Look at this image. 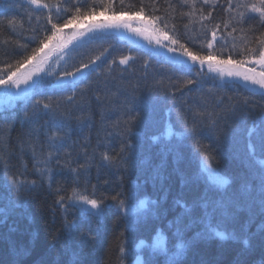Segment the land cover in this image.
Returning a JSON list of instances; mask_svg holds the SVG:
<instances>
[{
	"label": "trees",
	"instance_id": "16d2710c",
	"mask_svg": "<svg viewBox=\"0 0 264 264\" xmlns=\"http://www.w3.org/2000/svg\"><path fill=\"white\" fill-rule=\"evenodd\" d=\"M39 3L46 5L43 10L28 0H0V76L4 79L16 71L18 60L51 35L52 23L61 29L70 24L67 20L97 15L141 18L178 39L193 54L212 52L215 60L228 58L230 52L235 60H247L249 55L255 59L262 47L256 38L264 39L259 18L242 25L239 13L244 9L226 11L228 0H215V4L211 0L207 4L204 0ZM88 37L85 47L68 50L72 55L68 65L57 72L42 71L35 86L40 93L35 99L51 102L55 111L51 130L63 124L61 131L67 133L52 160L51 187L47 180L41 184L28 146L37 136L41 144L47 139L45 125L50 115L43 111L33 115L35 99H26L33 89L23 97L11 99L2 94L0 98V207L15 199L9 179L36 182L33 191L23 194L20 206L6 215L0 213V264H132L138 242H150L158 231L166 238V252L156 251L152 264H169L170 258L174 264H264V211L257 162L264 160L260 150L264 123L259 119L264 114V95L236 82L220 83L195 68L178 72L168 59L115 35ZM208 41L213 42L212 49L207 47ZM248 48L253 49L251 54ZM125 57L130 59L120 64ZM78 68L87 71L74 81L60 76ZM189 79L194 83L187 84ZM166 123L175 133L170 138L165 136ZM185 125L195 129L186 138L179 135ZM252 127H256L251 137L254 157L247 151V133ZM198 148L213 157V165L228 180L226 185H212L201 174ZM105 154L117 161L131 155V162L110 165L103 160ZM2 161L7 162V176ZM89 163V193L95 185L96 196L107 197L97 217L81 216L71 207L65 211L57 203V188L71 190L75 175L71 168L83 171L81 165ZM80 184L83 187V176ZM117 193L122 194L120 198L134 194L136 206L141 200L147 202L143 215L131 226L111 199ZM185 210L190 215H184L181 227L194 223L177 239L175 221ZM205 213L228 239L201 235L204 226L198 221ZM66 221L73 226L67 228ZM246 236L250 238L247 249L242 243ZM122 242L125 254L121 259Z\"/></svg>",
	"mask_w": 264,
	"mask_h": 264
},
{
	"label": "snow or ice",
	"instance_id": "6c2138e0",
	"mask_svg": "<svg viewBox=\"0 0 264 264\" xmlns=\"http://www.w3.org/2000/svg\"><path fill=\"white\" fill-rule=\"evenodd\" d=\"M29 4L38 5L40 7H44L46 5H40L39 0H28ZM210 0H204V3H209ZM213 4H215V0H211ZM182 3H187V0H182ZM229 8L226 9V11L235 8H242L244 11H241L239 13L240 15V23L246 24L248 21H254L259 18V24L261 27H264V0H228ZM171 6V5H170ZM158 10V9H157ZM143 11V8L141 9ZM77 13H79V9H77ZM211 15V13H209ZM76 16H73L72 19H75ZM207 18V17H206ZM154 19H160V18H154ZM11 23V22H9ZM65 23H71V20L65 21ZM149 22L145 21V25H147ZM119 24H111V25H103L102 27H120ZM123 27L129 28L130 31H133L137 34H143L145 31H148L149 29L146 27H139V26H133L130 24H124ZM165 27L167 25L165 24ZM218 27V25H217ZM225 27H228V24H225ZM52 33L51 35L47 36L45 40L40 41V47L34 48L32 52L28 55H25L23 59H20L16 62V71L12 72L7 79H4L2 76H0V85L6 86L4 95L6 97H13L16 95H19V93H12L11 87H17L19 88V85L21 83L27 84L28 87L33 89L32 95L30 97H27L26 99L31 102L35 97L40 94L36 91L35 86L38 84L37 80H32V76L35 73H38L43 70V64L44 61L47 59L46 54L44 58H41L37 61V64L34 65V69L29 71L27 74L21 73L19 76H17V73L19 72V69L27 63L29 60L37 59V54L43 51V48L46 46V41H53L58 38L60 35V27L56 23H52ZM150 31L154 34H156V43L160 45L161 48H167L168 53H176L180 56H186L191 61H199L200 65L203 66L207 62V68L209 72H219L221 76H228V77H237L242 79L243 81L250 83L251 85H257L260 89H264V39H261L259 37L256 38V42L260 44L262 47L259 50V58L253 60L251 59L250 55L247 60L240 59L235 60L233 58V53H229L228 58L226 59H219L214 60L213 53L209 52L207 56L204 55H195L183 43H179L178 39L171 38L168 35L163 34V32L159 29L158 26H152ZM237 29L233 27L232 32H236ZM249 31L254 32L255 29L253 26L249 25ZM232 32H229L228 35L232 36ZM262 36H264V33H262ZM213 40L216 39V32H212ZM172 45H177L178 47H172V46H166L163 41H169ZM227 43V42H225ZM207 47L209 49L213 48V42L208 41ZM235 47V45H233ZM182 50V51H181ZM247 52L251 54L253 52L252 48H248ZM96 59H99L97 57ZM130 59L129 57H125L120 60V64H125L127 60ZM172 65L176 68L178 72H186V71H192L194 70L191 66L187 65L185 61L176 59L175 56H172L169 58ZM245 63H252L260 65V70L257 71L255 68H246L244 70H241V67ZM84 68L89 67L88 64L83 65ZM77 71H81V69H77ZM15 77V79H14ZM65 77H72L73 81L75 80V74L72 72H66ZM31 80V84L28 82ZM187 84L194 83V80L189 79L186 81ZM66 87V85H65ZM71 99V97H69ZM32 111L33 115L38 116L43 111L44 114L50 115V120L46 122L45 125V135L47 139L41 144L39 137L37 136L34 141L29 140L28 146L32 149L33 158L36 161L34 167L36 169V172L38 173L40 177L41 184L47 180L49 182V187H51V180H52V160L54 156L58 153L59 147L62 144V142L66 139L67 133L62 132L64 125L60 124L58 127H56L55 130H51L49 125L55 126V111L53 110L51 102H42L40 99H35V103L32 105ZM262 123H264V114L261 115L259 118ZM134 122L130 121L131 123ZM255 124V121L253 122ZM38 131V130H37ZM129 131H131V127L129 128ZM195 129L194 128H188L185 125V129L182 133L179 135L182 137H187L188 135L194 134ZM256 132V127H252L248 129V137H249V143L247 145V151L248 155L250 157H254L256 153V147L251 142V137ZM175 133L172 132V130L169 128L165 136L170 137L174 135ZM29 136H31V132L29 133ZM157 139L154 137V140ZM131 145L127 146V150L129 153H131ZM45 150L47 151V155H44ZM260 150L264 151V137L260 139ZM23 151V146H22ZM197 154L199 155L200 161H199V168L200 172L203 176L207 178V181L212 185H219L223 186L228 183V180L223 178L219 172V170L213 165V157L207 152V151H201L199 148L196 150ZM103 160L107 162L108 164H116V165H128L131 162V155L122 157L119 161L115 160L114 158L110 157L109 155L105 154L103 155ZM3 162V175H8V167L7 162ZM260 165V178H261V193H260V208L262 211H264V160L257 161ZM57 163L59 161L57 160ZM91 166V163H89L87 166L81 165V168L83 171H79L76 168H71V171L75 174L73 179V184L71 186V190L69 191L67 188H57V203L60 205L62 209L67 211V208H76L79 210L81 216H92L97 217L100 216L103 212V206H104V200L107 199L105 197L104 199H100L95 194V185L92 186L93 191L89 193L88 190V184L90 181L88 180V170ZM81 176L84 177V185L81 187L80 179ZM8 184L11 185L12 188V194L15 197L14 200H10L7 207H0V213L7 214L8 211H10L14 207H18L22 204L23 201V194L26 192H31L36 187L35 181H27L24 179H9ZM63 193V194H62ZM122 196L121 193H117L116 195H113L111 199L113 201H116L118 203V208L120 211L124 212V219L128 226L133 225L143 213L141 212L142 209L146 206V201L141 200L140 204L138 206L135 205V196L132 193H129L128 196L124 198H120ZM179 203V202H178ZM184 215H190L187 210H185V213L181 214V216L177 217L175 221L176 225V232L173 234L177 239H182V231L190 228L192 226V223L194 221H190L188 224H184L183 228L181 225L183 224V217ZM204 226V233L201 235L207 234V235H214L218 237L221 240L228 239V236L225 235L223 231L218 230V225H213L211 222V219L209 217L208 213H205V216L202 217L199 221ZM67 228H71L73 225L71 222L66 221ZM249 237H245L242 241L244 248L247 249L249 247ZM152 249L154 251L159 252H166V249L164 248V240L162 239V236L160 233H157V237L155 238V243L151 245ZM183 246H181L182 250ZM121 259L123 258L125 254V247L123 242L120 245L119 248ZM180 252L177 253L179 255ZM16 255H20V253H16ZM137 264H152V260H145L140 261L139 258H137ZM169 264H174V259L170 258Z\"/></svg>",
	"mask_w": 264,
	"mask_h": 264
},
{
	"label": "rangeland",
	"instance_id": "374dc122",
	"mask_svg": "<svg viewBox=\"0 0 264 264\" xmlns=\"http://www.w3.org/2000/svg\"><path fill=\"white\" fill-rule=\"evenodd\" d=\"M96 24H101L103 25H111V24H119L121 25V34L136 39L143 45L149 46L150 51L155 50L156 53H160L165 51V48H161L159 44L156 43V34L152 33L150 31L151 27L153 26L151 23H148L145 25V20L141 18H136V17H117V18H108L104 17L102 15H97L95 17H91L90 19L86 20H81V21H72L68 26L63 27L60 29V35L58 36L57 39L50 41L44 48L43 51L39 53L37 56V59L34 60L33 64L36 65L37 61L40 60L41 58H44L46 54L47 59L44 61L43 64V70L45 73L47 71H59V69L63 68V66H66L70 63V58L72 57L71 52L68 51L70 48L74 46H82L85 47V41L86 38L90 35H100V33L96 34V28L90 27L87 29V32L89 33L88 35L85 34L84 28H86L88 25H96ZM124 24H130L133 26H139V27H146L149 30L145 31L143 34H137L133 31H130L129 28L123 27ZM115 32V31H114ZM95 33V34H94ZM163 43L166 46H172L174 45L171 44L170 40L169 41H163ZM259 58V57H257ZM256 58V59H257ZM215 60V59H214ZM255 60V59H253ZM187 65L191 66L192 68L198 69L199 71H205L209 76L214 77L215 79L218 80L220 83H230V82H236L239 84H242L246 87H250L252 89H257L260 92L264 93V89H260L257 85H251L250 83H247L243 81L240 78L237 77H228V76H221L219 72H209L207 68V62L201 66L199 61H191L187 59L186 62ZM33 65V69H34ZM94 66L91 65L90 67L92 68ZM246 68H255L257 71L260 70V65L257 64H252V63H245L242 67L241 70H244ZM42 71L35 73L32 76V80H34L37 76H39ZM87 69H81V71H72V73L75 74V78L80 77ZM65 73L62 72L60 76H64ZM65 80H72V77H62ZM31 81V80H30ZM29 81V82H30ZM28 82V83H29ZM25 85V84H24ZM23 85V87H24ZM6 86L0 85V98L3 97L2 94H4ZM21 88H16V87H11V92L12 93H18ZM11 99L16 98L15 96L9 97Z\"/></svg>",
	"mask_w": 264,
	"mask_h": 264
},
{
	"label": "bare ground",
	"instance_id": "6f19581e",
	"mask_svg": "<svg viewBox=\"0 0 264 264\" xmlns=\"http://www.w3.org/2000/svg\"><path fill=\"white\" fill-rule=\"evenodd\" d=\"M163 236V235H162ZM163 237H165V236H163ZM156 237H154V235L153 236H151V238L149 239V241L150 242H144V244L143 245H141V246H139V247H137V248H135V250H136V252L134 251L133 252V259H135V258H139V260H143V261H145L147 258H149V259H151V260H154V257H153V255L154 256H156L155 255V253H156V251H154L153 249H152V247H151V241H154V239H155ZM142 241V240H141ZM54 246V245H53ZM148 253H150V254H148ZM154 253V254H153Z\"/></svg>",
	"mask_w": 264,
	"mask_h": 264
},
{
	"label": "water",
	"instance_id": "95a60500",
	"mask_svg": "<svg viewBox=\"0 0 264 264\" xmlns=\"http://www.w3.org/2000/svg\"><path fill=\"white\" fill-rule=\"evenodd\" d=\"M90 27H94V28H97L96 30H101V25H99V24H96V25H88L87 27H86V29H88V28H90ZM106 29H108V28H106ZM104 31H105V29H104ZM32 66H26V67H24L22 70H21V72L19 73V75L21 74V73H23L24 72V70L25 69H30ZM18 76V75H17ZM15 78V77H14ZM31 84V83H30ZM30 87H28V85L26 86V88L24 89V91L22 92V95H24L26 92H27V90L29 89Z\"/></svg>",
	"mask_w": 264,
	"mask_h": 264
}]
</instances>
